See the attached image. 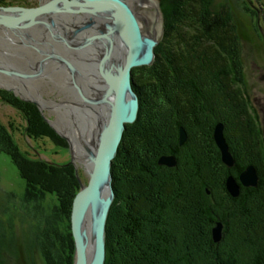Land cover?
<instances>
[{"label":"rangeland","instance_id":"obj_1","mask_svg":"<svg viewBox=\"0 0 264 264\" xmlns=\"http://www.w3.org/2000/svg\"><path fill=\"white\" fill-rule=\"evenodd\" d=\"M40 1L42 0H0V3L5 4V6L9 4L34 7ZM144 1L148 4L139 6L136 0L132 1L134 9L137 12H142L148 20V26L142 23L143 34H149L151 28H154V24H159L160 34L157 44L153 48L154 59L151 63L135 67L131 71L132 90L138 98L140 109H138L136 120L131 124H125V130L118 148L119 152L120 146L124 147L120 153L119 162L115 163V159L112 160L111 174L114 199L104 226L105 246L108 233L116 232L121 225L133 226L134 223L131 225V222L126 221L124 217V209L127 203L131 205L133 203L134 207L132 208L131 205L130 207L133 210H136L135 207H137L141 213V221L138 222L139 226L144 228L141 231L145 232L146 237H149L147 231L150 232L153 225L146 224L144 220H149L150 216L154 217L155 206H158L161 207L162 211V219L160 218L158 224L161 225V230H167L165 231L168 246L170 245L168 247L164 244V247L168 253L170 250L172 254L167 258L155 254L154 257H157L155 263L158 261L159 264H189L185 260L188 257L190 264H230L227 256L232 254L236 257V264H251L257 250L264 246L262 245L264 244V184L256 194L249 195L240 190L239 196L246 194L249 197L242 200L243 204L231 201L227 197L224 181L227 179V170L234 166L229 168L222 163L220 156L218 159L219 149L214 142L213 134L215 126L221 125L223 135L226 133L239 162L243 165H255L253 168L260 174L257 175L258 178L264 180V0H212L210 12L215 26L211 25V29H200L199 23H196L195 19L191 17L187 20H180L182 15L176 17V20H167L160 0ZM64 7L70 9L66 4ZM177 12L176 16L179 15V10ZM223 13L229 14L231 17L229 22L226 20L219 21ZM159 15L160 18L157 20ZM195 15L192 14L193 17ZM49 29L51 31V27ZM169 29L174 35L180 34L181 37L188 38L186 42L190 40L194 43L193 36H195L199 49L201 50L203 44V50L205 49L207 52L204 55L214 59L213 67H220V55L218 54L220 52L227 53L232 45V40L235 41L234 48L238 52L237 68H239L240 83L235 87L237 97L230 93L231 97L227 99L224 92L218 94L217 90V92L212 91L215 100L211 102L208 96L212 86H204L203 88L199 84L201 83L199 73L205 69L204 64L200 65L194 60L189 63L186 60L183 64L182 62L179 63V66L188 70H183L188 79L183 80V83L177 79L181 81L180 85V82L173 81L171 88L165 87L163 89L158 84L159 90L165 91V101L156 102L157 110L150 109L152 115L159 117L158 121H160V125L158 124L157 128L153 129L156 123L154 118L148 122L145 121L144 124H138L139 117H143L144 114L142 106H144L145 100L152 101L153 97L146 89L145 96L140 99L137 89L140 88L141 83L147 84V78L150 75L155 77L154 70L161 66L157 58L161 57L162 52L163 54L170 51L176 53L179 50L177 46L179 41H175L173 35H170V41H168ZM207 32L213 34L212 39L210 37L201 38L208 35ZM211 40H215L216 44ZM182 44L181 48L186 51L185 43ZM69 68L70 65L66 67L67 72H71ZM98 79H100L99 74ZM189 79L192 83L193 81L198 83L196 87L198 90L200 89L199 94L190 86V83L187 86ZM56 80L53 78L49 82ZM221 82H225V80L221 79ZM179 87H183L185 90L179 89ZM104 88L107 89V87ZM0 91H5L11 95L8 100L0 101V123L7 128L11 126L13 139L19 149L32 158L48 162V164L51 163L52 166L71 169L79 191L80 184L86 185L88 182V168L87 164L80 158L83 147L80 145V149H77L71 138L74 139L77 136L80 138L77 139L79 144L82 142L86 146L92 147L96 143V132L105 123L102 121L105 120L108 109L102 105L99 106L100 113H97V116H92L93 122H87L88 125L92 123L89 125L92 127L90 129L91 127L88 126L83 127V121H81V125L74 115L69 114L74 111L65 108L66 105L70 106L69 104L73 102L71 99L68 102L67 99L55 100L53 97H49L47 101L56 104L53 111L52 105V107L42 108L34 102L35 100H27L18 93L14 96L9 85L0 83ZM104 91L106 92L105 89ZM105 92L103 93L105 94ZM84 97L83 94H79L77 100L83 101ZM154 107L156 108L155 105ZM28 111H33V115L36 111L38 119L44 123L45 128L58 139L54 138V142H50L49 139L39 138L36 135L35 138L29 139L25 132L27 122L22 116ZM80 113L77 112V115ZM35 117L37 116H33V118ZM83 119L86 118L83 117ZM178 123H181L179 127ZM180 130L186 134V141L181 145H179ZM257 130L260 131L259 135ZM154 133H156L157 138H155ZM67 138L74 145L72 153ZM59 139L63 142H60L61 145ZM172 150L176 151L177 156L169 153ZM161 156H172L175 165L169 167L159 164L158 160ZM76 171L79 179H77ZM230 174L234 178L235 174L233 172ZM236 181L239 184V180ZM23 192L24 183L16 168L8 156L0 153V264L39 263L37 254L32 248L35 232L33 231L35 211L21 202ZM200 193L205 195L210 202L214 214L218 217H228V231L224 236L223 224L215 220L216 223L222 224V230L221 239L217 243L212 240L217 245L214 252V249L211 250L209 247L208 242L209 239H212V230L216 225H213L209 230L206 217L204 218L200 212L201 203H203L199 196ZM128 199L132 202H128ZM73 200L74 198L71 206ZM149 210L150 212H148ZM164 219L167 223L166 227L162 222ZM64 240L65 236L62 240L63 246ZM115 249L113 248V254L111 253L113 260L109 264H114L115 259L120 262ZM69 250L71 252L70 262L73 264V237L72 242L69 241ZM54 253L52 258L57 261L58 253ZM111 254H108V257ZM105 260L106 249L104 264Z\"/></svg>","mask_w":264,"mask_h":264},{"label":"trees","instance_id":"obj_2","mask_svg":"<svg viewBox=\"0 0 264 264\" xmlns=\"http://www.w3.org/2000/svg\"><path fill=\"white\" fill-rule=\"evenodd\" d=\"M160 3L161 7L163 8L162 10L164 16L167 20H176V17L182 15L183 17L180 20H187L190 17L194 18V21L196 23H199L200 29H211V25L213 27L215 26L210 12L212 10V0H160ZM177 10H179V15L176 16V14L178 13ZM192 14L196 15L193 17ZM230 19L231 17H229V14L223 13L219 21L226 20V22H229ZM168 31V41H170V35H173L175 41H179V44H177L179 50H177L176 53H173L171 51L168 53L164 52L165 55L162 52L161 57L157 58L159 64L161 65L160 68L154 70L155 68L153 67V70L155 71V77L153 75H150L147 78V84L144 83V85L143 83H141V85H139L140 88L137 89L138 93L140 94V99L145 96L144 93L146 89L148 90V93H151V96L153 97L152 101H149L148 99L145 100V104L144 106H142L144 109V114L143 117L141 116L142 118L139 117L138 124H144L145 121L148 122L151 120V118H154V122L156 121V123L154 124L153 129L157 128L160 121H158L159 117H157L156 115H154V117L152 115L150 109L154 108V110H157V103H162V100L165 101V91H160L157 87L158 84H160L163 89L165 87L171 88L173 87L174 82L177 83L178 81V83L180 82V85L181 81L183 83V80L188 79L187 75H185V71H183L185 68L183 69L182 66H179V63L181 64L182 62L183 64L185 60L187 63H189L191 60H194L200 65L204 64V68L206 70L204 69L202 71V69H199L202 71V73H199V79L201 80V83L199 84H201V87L203 88L204 86H212V90L209 92L210 94L208 96L211 102H214L215 100V96L213 95L214 93L212 91L217 92L218 90V94L224 92L227 99H230V93L234 96L237 94L235 87H237L240 83V74L238 70L239 68H237L238 52L234 48V45H236L235 41L232 40V45L231 47H229L227 53L225 52L223 54V52H220V54H218L220 55V67H213L212 63H214V59H212L210 56L207 57L206 55H204V53L207 52L205 51V49L203 50V44L201 45V50L199 49L195 36H193L194 43L190 40L186 42V39L188 38L181 37L180 34L174 35L171 29H169ZM208 33L209 32H207V34ZM208 37L212 39L213 34L210 32L208 35H204L201 38L207 39ZM216 37L218 38L219 36L217 35ZM211 41L216 44L215 40ZM182 43H185L184 48H186V51L181 48V46L183 45ZM177 79H180L181 81ZM221 79H224L225 82H221ZM190 81L191 80L189 79L188 85L186 83L184 84L189 86L190 83V86H192V88L197 92V94H199L200 89L198 90L196 87L198 83H196L195 81H193L192 83V81ZM179 89L185 90V88L183 87H179ZM0 96L2 100H8L9 98H11V95L6 93L5 91H0ZM235 97H237V95ZM154 105L156 106V108L154 107ZM29 112L30 111H28L27 113L25 112L26 114L22 115L24 121L27 122V129L25 131L27 134L26 136L29 139H33L36 135L39 138H47L50 142H54V138L57 137L45 128L44 123L40 119H38L36 111H34V114L37 116L35 118H33V116H35L33 115V111H31L30 113ZM180 124L181 123H178V127ZM257 134H260L259 130H257ZM154 135L155 138H157L156 133H154ZM224 138L228 145L229 151L231 152L235 160L234 167L232 169L227 170L226 177L230 176V173L233 172L235 174L234 178L238 180L239 174L245 169L247 165L251 164L243 165L242 163H240L236 152L230 145V141L228 140L226 133L224 134ZM60 142L63 143L60 140V145ZM123 148L124 147L121 145L120 151L118 152L114 160L115 163L119 162L120 153L122 152ZM174 151L175 150H172L169 153H172L177 156L176 151ZM0 153H3L9 157L11 163L16 168L20 179L24 183V192L21 196V202L24 205L30 206L31 210L35 211L33 215V219L35 220L33 231L35 232L32 248L34 249V253L37 254V258L39 260L38 264H71V252L69 250V241L72 242V236L70 233V212L72 207V199L78 191L72 170L69 168L52 166L51 163L50 165L48 164V162L41 161L37 158H32L28 154L22 152L13 139L11 126L7 128L1 123ZM219 156V153H217L218 159ZM257 175H260L258 171ZM263 184L264 180L260 178L258 181V186L256 188L246 189L240 187V190L244 193H248L249 195L256 194L260 191V188ZM199 196L201 201L203 202L201 203L202 208L200 209V212L204 215V218L206 217L205 219L208 224L209 230L210 228H212L213 225H216L215 220H217L223 224V236L226 235L228 231V217H218L216 214L213 213V207H211V204L206 199L205 195L203 196V194L201 195L200 193ZM227 197L231 201L237 203L241 202L243 204L242 200H246L245 198H247L248 196L245 194L244 196L240 195L236 199H233L227 193ZM130 201L131 200L128 199V202ZM130 205L131 204L127 203V206L124 209V217L126 221L131 222V225L133 223L134 224L133 226L130 225L131 227H129V225L127 227L121 225L116 232L113 231V233L111 232V234L108 233L105 246V264H109L110 261L112 262L113 248H116L115 250L117 251V256L120 259V262L115 259L114 264H159L158 261L155 263V259L157 258L154 257L155 254L163 256L164 258H167L168 256L170 257V255L172 254V252L170 253V250L168 253V250H166V248L164 247V244L168 246V238L166 235L167 230H161V225L158 224V221L162 216L161 207L155 206L156 210L154 209V217L150 216V221L147 219L144 220L146 224L148 223L153 225V229L150 230V232L149 230L147 231L149 233V237H146L145 232L141 231L143 227L139 226L138 222L141 221V213L138 211L137 207H135L136 210L132 209L134 207L133 203L131 205L132 208L130 207ZM148 212H150V210ZM162 222H164L166 227L167 223L165 222V219ZM63 236H65L66 240H64V246L62 242ZM208 245L211 250L214 249V252L217 245L212 242V239H209ZM54 252L58 253L59 258L57 261L52 258L53 254H55ZM108 254H111V256L108 257ZM253 257L254 258L251 264H264V246L261 247V249L259 248L257 250V254ZM235 258L236 257H234L232 254L230 256H227V259L230 261V264H236ZM185 260L188 261V263L190 264V258L187 257Z\"/></svg>","mask_w":264,"mask_h":264},{"label":"water","instance_id":"obj_3","mask_svg":"<svg viewBox=\"0 0 264 264\" xmlns=\"http://www.w3.org/2000/svg\"><path fill=\"white\" fill-rule=\"evenodd\" d=\"M132 1L134 0H67L65 2L70 7L71 15H80L79 22L82 29L90 27L95 22L99 24V28L111 23L118 28L126 45V55L120 72H117L113 78L108 80L112 85L113 94L109 122L104 128L97 146L91 171H89L87 163L88 182L86 185L80 184V190L72 203L70 223L74 240L73 264H104V226L109 208L114 199L111 164L118 154L125 124H131L136 120L139 106L138 98L132 90L131 71L135 67L151 63L152 59H154L152 49L156 43L153 40L148 47L147 55H142L143 29L139 15L132 6ZM136 1L138 2L139 0ZM52 3L53 0H42L36 9L0 7V26L10 30L26 32L37 24L43 10ZM14 12H21V15L18 13L20 16L12 17L10 14ZM179 138V145L186 141V134L183 130H180ZM213 139L219 149L222 163L229 168L233 167L235 164L234 159L229 152L222 126L219 124L214 128ZM67 140L69 139L67 138ZM70 151L72 153L71 144ZM158 163L169 167L175 165L172 156H161ZM76 175L77 179H79L77 171ZM258 179L256 170L252 165H249L239 174V184L233 177L228 176L225 181V188L231 198H236L239 196L240 187L256 188ZM102 186L105 194L100 197L98 189ZM89 209H93L96 214L99 212L97 218L94 219V224L98 225V228L95 231H91L94 239L92 258L88 257L89 238L84 228ZM221 230L222 224L216 223V227L212 230L213 242L217 243L221 239Z\"/></svg>","mask_w":264,"mask_h":264},{"label":"bare ground","instance_id":"obj_4","mask_svg":"<svg viewBox=\"0 0 264 264\" xmlns=\"http://www.w3.org/2000/svg\"><path fill=\"white\" fill-rule=\"evenodd\" d=\"M65 2H67V0H53V3L50 4L47 8H45L43 10V12L41 14V18L39 19L37 24L32 29L37 31V29H39L40 27L44 28V25H46V24L50 25L51 31L49 30V27H47L46 29H48L49 33H43V34L47 37H49V36L53 37L52 38L53 44H50V46L52 48L51 51L52 52L54 51L58 57L65 59V60H61L62 63L59 62V64H62L63 67H67V66L69 67V65H70L69 69H71L72 73L68 72L69 73L68 82H69V84H71L73 87H75L78 90L79 94H83L85 97H84L83 101L82 100L78 101L77 99L74 98L73 102L71 104H69L70 106L66 105L65 108H67L68 110H71V111L78 110L79 112H81L79 115H77V113H76V119H78V123L82 125L81 121H83V127L84 126L85 127H87V126L91 127L89 125H92V123L88 125L87 122H90V121L93 122L92 121L93 117L97 116V113H100V107L99 106L102 105L104 108L108 109L107 116H106L105 120L102 121L105 123L96 132V143H94L92 145V147L86 146L82 142H81V144H79V142H77V139H80V138L77 136L74 139L71 138V140L73 141V144L75 145V147H77V149L80 147V145H81V147H83V148H81L82 152H81L80 158L86 164L88 163L89 171H91L93 161H94V156H95V153L97 151V146L100 142V138L102 136L104 128L106 127V125L109 122L110 113H111L110 112V109L112 106L111 99H112L113 94H112V85L110 84V82L108 80L110 78H113V76H115L117 74V72L118 73L120 72L121 65L123 64V61H124L125 55H126V45H125V42H124L122 35L119 32L118 28L111 23H110V25L107 24L106 26H103L100 28H99V24H97L96 22L92 23L91 25H95L96 27L93 28L91 32L87 31L88 30L87 28L82 29V27H80L78 25V23L76 25V23L74 22V16L73 15L70 16L69 12H65V10L61 11L62 10L61 8L64 7V4L67 5V3H65ZM137 3L139 6L140 5L143 6V5L148 4L144 0H139ZM57 5H58V7H56ZM33 9H36V8H33ZM18 13H20V15H21V12H17V13L14 12L12 14L18 15ZM137 13L139 15L141 24L144 23L145 25L148 26L149 23H148V20L145 17V15H143L142 12H137ZM97 14H99V13L97 12ZM20 15H18V16H20ZM159 18H160V15L157 17V20ZM97 20H99V19H97ZM97 20H95V21H97ZM79 21H80V19H79ZM102 23H104V22H102ZM153 26H154V28L153 27L151 28V31L149 34H147V35L143 34V36H144V42H143V48H142V55L143 56L147 55L148 47L153 41H155V43L157 44V40H158V37L160 34L159 24H157V25L154 24ZM0 28L3 29L2 27H0ZM147 31H148V29H147ZM54 37L57 40H55ZM102 38H104V39H102ZM59 39L63 40V42H61L60 44H59ZM95 44L98 47L102 44L101 46H103V48H101V46H100L101 51L98 52V55L94 54V56H93L92 50L95 47ZM95 48H97V47H95ZM152 51H153V49H152ZM83 53L92 56V59L89 60V62L91 63V66H93V67L95 66V69L98 67L97 72L100 76V79L94 78V76H93L94 80L90 81L89 77L86 76V71H85L86 64H84V63H81V64L75 63V62L66 63L68 56H75V54L81 55ZM94 53H96V52H94ZM63 56L65 58H63ZM52 72H53L51 74L52 76H50V75L47 76L49 81L52 80L53 78L61 80L64 76V73L59 74V73H57V71H55V73H54V70ZM61 76H62V78H61ZM95 80H97L96 83H95ZM60 82H62V81H60ZM94 83H95V85H94ZM86 85H90V86L94 85L95 88L91 87L92 89L94 88L93 90H91L92 96L89 93H88V95H90V96L86 95V93H85V91H86L85 86ZM104 87H107V89ZM104 89L106 90V92L104 91ZM103 92H105V94ZM66 99L69 102L70 99H68V98H66ZM96 104H99V105L97 106ZM138 109H139V106H138ZM137 113H138V111H137ZM83 117H85L86 119H83ZM85 120H86V122H84ZM93 126H94V123H93ZM90 129H92V127ZM87 136H89V135H87ZM71 140L69 139L70 144H71L72 148H74V145L72 144ZM111 166H112V164H111ZM98 194L100 195V197L104 196L105 191H104L103 186L99 187ZM93 211H94L93 209H91V210L89 209L87 216H86L85 225H84V228H85L86 233H87L88 238H89L88 239L89 240L88 257H90V258H92L93 253H94V243H93L94 239L92 237L93 233L91 234V231H95L98 228V225L94 224V219L97 218V214L99 213V212H97V214H96Z\"/></svg>","mask_w":264,"mask_h":264},{"label":"flooded vegetation","instance_id":"obj_5","mask_svg":"<svg viewBox=\"0 0 264 264\" xmlns=\"http://www.w3.org/2000/svg\"><path fill=\"white\" fill-rule=\"evenodd\" d=\"M40 3L41 1L38 2L34 7H27L28 5H24L23 7L9 4L5 6V4L3 5L2 3H0V7L36 8L40 5ZM61 9V11L65 10V12H69L71 16L68 8L63 7ZM10 15L12 17H18L17 14L15 15L11 13ZM77 16H74V22L76 23V25L78 23V25L81 26V23H79L80 15L77 14ZM47 27L50 26L46 24L44 25V28L40 27L39 29H37V31L34 29H30L26 32L10 30L6 29L5 27H2L3 29L0 28V83L9 85L11 90H13L14 96H16L18 93L24 96L27 100H35L34 102L38 103L42 108L50 107L52 105L53 107L51 106V109H53L54 107H56V104H51L52 102L49 103V101H47L49 100V97H53V99L55 100L61 98L62 100H66V98L73 100L74 98L79 99V93L78 90L68 82L69 71L67 72V70L65 69L66 67H63L62 64H59V62L62 63L61 60L65 59L58 57L54 51H51L52 48L50 44H53V37H47L43 34L49 33L48 29H46ZM95 27V25H90V28L88 27L87 31L91 32ZM55 40L57 39L55 38ZM61 42H63V40L59 39V44ZM100 46L98 47L95 44V47L97 48H93V56L94 54L98 55V52L101 51ZM101 48H103V46H101ZM63 58L65 57L63 56ZM91 59L92 56L85 53L81 55L75 54V56L67 57V63L75 62L86 64V76H88L90 81H92L94 80V78L98 79V72H96L98 67L95 69V66H91V63L89 62V60ZM53 70L54 73L55 71H57V73L59 74L64 73L63 78L61 76L63 80L62 82L59 81L60 79H57L55 81L56 83L49 82L47 76H52L51 74L53 73ZM96 82L97 80H95V83ZM94 85L85 86V93L87 96L91 95V90L95 88ZM91 87L94 88L92 89ZM88 93L90 95H88ZM0 101H2L1 96ZM77 112L79 111L76 110L74 112H70L69 114L75 115Z\"/></svg>","mask_w":264,"mask_h":264}]
</instances>
